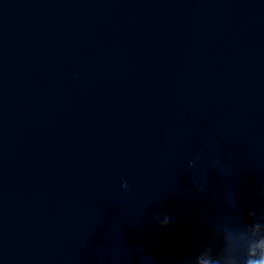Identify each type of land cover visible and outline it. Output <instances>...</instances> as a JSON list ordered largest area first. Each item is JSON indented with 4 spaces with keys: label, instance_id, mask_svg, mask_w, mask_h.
<instances>
[{
    "label": "water",
    "instance_id": "water-1",
    "mask_svg": "<svg viewBox=\"0 0 264 264\" xmlns=\"http://www.w3.org/2000/svg\"><path fill=\"white\" fill-rule=\"evenodd\" d=\"M258 238L264 0H0V264H244Z\"/></svg>",
    "mask_w": 264,
    "mask_h": 264
},
{
    "label": "clouds",
    "instance_id": "clouds-1",
    "mask_svg": "<svg viewBox=\"0 0 264 264\" xmlns=\"http://www.w3.org/2000/svg\"><path fill=\"white\" fill-rule=\"evenodd\" d=\"M127 188V182H124L123 185ZM250 215H254L255 213L250 212ZM167 223V218H165V224ZM201 249L197 250L196 253L187 258L184 261V264H210V259L205 260L201 256ZM244 264H264V238H258L253 246L249 249L247 255L243 257Z\"/></svg>",
    "mask_w": 264,
    "mask_h": 264
}]
</instances>
